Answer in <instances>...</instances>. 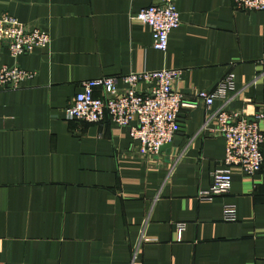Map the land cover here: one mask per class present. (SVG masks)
<instances>
[{
	"label": "crops",
	"instance_id": "crops-1",
	"mask_svg": "<svg viewBox=\"0 0 264 264\" xmlns=\"http://www.w3.org/2000/svg\"><path fill=\"white\" fill-rule=\"evenodd\" d=\"M151 2L0 0V15L33 21L50 37L15 57L0 44V64L32 73L0 90V263L264 264V140L256 173L233 168L225 193L198 195L224 148L219 133L200 130L206 114L223 106L250 117L261 106L264 135V10L176 0L179 24L158 52L148 27L130 19ZM162 68L176 70L173 86L193 104L180 107L183 130L168 149L139 154L105 115L63 118L80 81ZM227 72L234 90L225 105L193 95ZM225 205L233 220L222 218Z\"/></svg>",
	"mask_w": 264,
	"mask_h": 264
},
{
	"label": "built area",
	"instance_id": "built-area-1",
	"mask_svg": "<svg viewBox=\"0 0 264 264\" xmlns=\"http://www.w3.org/2000/svg\"><path fill=\"white\" fill-rule=\"evenodd\" d=\"M234 9L244 11L264 10V0H231ZM176 0H152L140 8L130 19L148 27L151 48L164 52L168 33L179 24ZM50 41L48 33L35 22L22 23L9 14L0 15V44L7 53L15 57L35 48L46 46ZM264 63V54L258 59ZM177 74L171 68L129 72L122 76H100L79 82L71 102L63 108V118L86 123L100 122L104 115L115 128H126L127 135L136 141L139 154H156L158 147L171 141L177 132V113L180 107H192L183 101L182 94L173 86ZM264 74V71H263ZM32 73L16 65L0 64V90L19 88ZM234 75L227 72L213 86L211 91L197 90L194 96L209 106L214 99L223 105L231 98ZM118 82L120 85H118ZM145 83V90L137 85ZM94 90L100 92L94 94ZM263 111L259 106L250 117L239 111L226 110L223 106L213 114H206L200 130L219 133L224 141L221 165L213 169L207 190L199 192V198L209 200L211 196L223 194L229 186L233 168L245 175L256 173L262 166L263 156L260 146L264 135L260 129ZM211 124V126H209ZM222 218L234 219L231 205L222 207ZM179 235L182 223L175 225ZM135 251L132 252V257ZM2 264V263H0Z\"/></svg>",
	"mask_w": 264,
	"mask_h": 264
},
{
	"label": "water",
	"instance_id": "water-1",
	"mask_svg": "<svg viewBox=\"0 0 264 264\" xmlns=\"http://www.w3.org/2000/svg\"><path fill=\"white\" fill-rule=\"evenodd\" d=\"M176 120H177V124H178L177 132H178V134H180L182 132V130H183V124H182V116L180 114H178V113H177ZM170 146H171V142L162 144L161 146L158 147V151H161V150H164V149H168ZM165 153L167 155L168 154V150H166Z\"/></svg>",
	"mask_w": 264,
	"mask_h": 264
}]
</instances>
